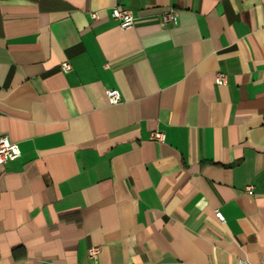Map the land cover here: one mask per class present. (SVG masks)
Listing matches in <instances>:
<instances>
[{
	"label": "crops",
	"instance_id": "1",
	"mask_svg": "<svg viewBox=\"0 0 264 264\" xmlns=\"http://www.w3.org/2000/svg\"><path fill=\"white\" fill-rule=\"evenodd\" d=\"M2 135L0 264H264V0H0Z\"/></svg>",
	"mask_w": 264,
	"mask_h": 264
},
{
	"label": "built area",
	"instance_id": "2",
	"mask_svg": "<svg viewBox=\"0 0 264 264\" xmlns=\"http://www.w3.org/2000/svg\"><path fill=\"white\" fill-rule=\"evenodd\" d=\"M93 19H99V14L94 12L91 14ZM111 18L117 21L121 29H131L135 26V16L133 13L126 8L114 7L110 13ZM177 19V13L171 9L164 12L161 15V23L168 24L174 22ZM71 69L69 63L62 64V70L68 72ZM215 83L217 85H225L227 83V75L223 72H218L215 75ZM107 98L111 104H117L121 101V93L118 89H109L106 91ZM151 138L155 141H163L165 134L163 132L155 131L152 133ZM20 156V150L16 143L10 141L7 136H0V166L8 162L16 160ZM253 190L252 186L247 187V191L251 192ZM215 216L220 221H224V215L220 211H216ZM98 253L97 248H93L90 251L92 257Z\"/></svg>",
	"mask_w": 264,
	"mask_h": 264
}]
</instances>
